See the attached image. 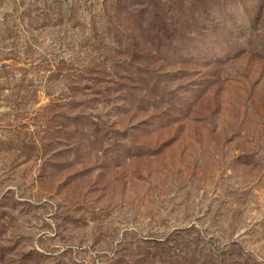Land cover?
<instances>
[{
	"label": "rangeland",
	"instance_id": "obj_1",
	"mask_svg": "<svg viewBox=\"0 0 264 264\" xmlns=\"http://www.w3.org/2000/svg\"><path fill=\"white\" fill-rule=\"evenodd\" d=\"M0 264H264V0H0Z\"/></svg>",
	"mask_w": 264,
	"mask_h": 264
}]
</instances>
